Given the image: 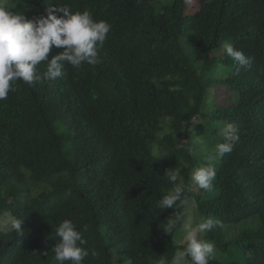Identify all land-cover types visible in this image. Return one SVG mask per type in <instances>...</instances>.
<instances>
[{
    "label": "trees",
    "instance_id": "trees-1",
    "mask_svg": "<svg viewBox=\"0 0 264 264\" xmlns=\"http://www.w3.org/2000/svg\"><path fill=\"white\" fill-rule=\"evenodd\" d=\"M8 4L29 20L53 6L88 10L111 30L97 65L65 63L57 80L17 81L0 101V217L23 220L22 232L0 229V264H59L52 249L65 219L87 241L83 264H190L176 259L184 220L209 217L220 222L199 234L215 244L210 264H264V0H200L194 13L188 0ZM226 42L251 63L234 62ZM226 123L239 141L210 159ZM197 136L203 145L190 154ZM209 164L211 191L191 179ZM169 168L187 203L164 210Z\"/></svg>",
    "mask_w": 264,
    "mask_h": 264
},
{
    "label": "clouds",
    "instance_id": "clouds-1",
    "mask_svg": "<svg viewBox=\"0 0 264 264\" xmlns=\"http://www.w3.org/2000/svg\"><path fill=\"white\" fill-rule=\"evenodd\" d=\"M210 0H205V3ZM61 13L62 15H56ZM111 25L106 20H94L88 10L73 13L67 6H53L47 15L29 20L21 14H14L8 0H0V101L8 98L10 92L16 91L17 81L28 85L36 82L55 81L63 75L65 63L74 69H81L85 64L95 66L99 63V48L107 39ZM53 47L62 49L50 60L49 53ZM224 51L240 66L251 63L242 50L231 43L223 45ZM46 62V70L41 74L38 65ZM223 142H218L210 159L222 158L233 151L239 141V130L233 123H226L221 129ZM199 136L192 140L188 152L192 154L197 146H202ZM166 169V176L173 185L172 190L158 202L161 209H173L179 201L183 206L187 203L183 198L185 191L183 182L177 183L179 170ZM194 184L199 188L211 191L216 179V169L211 164L194 170L191 176ZM179 215L176 220H179ZM176 220L169 222L164 232L171 234L176 227ZM23 220L14 219L12 227L22 232ZM220 222L211 217L199 222L188 231L185 239L187 245L183 251L176 254L177 261L190 258V264H210L215 253V244L199 238V234L210 232L219 227ZM55 236L59 242L52 249L59 264H83L89 256L87 241L82 232L77 229L73 221L63 220L55 229ZM46 254V253H45ZM99 253L91 250L92 257ZM163 264V262H162Z\"/></svg>",
    "mask_w": 264,
    "mask_h": 264
},
{
    "label": "rangeland",
    "instance_id": "rangeland-1",
    "mask_svg": "<svg viewBox=\"0 0 264 264\" xmlns=\"http://www.w3.org/2000/svg\"><path fill=\"white\" fill-rule=\"evenodd\" d=\"M162 1H163V3H166L168 1L170 2V0H162ZM188 2L190 3V10L188 11L189 13H194V12H197L200 10V5H201L200 0H188ZM181 140H182V142L184 141L183 139H181ZM189 220H190V218L184 220L185 222H184L183 226H184V230H186L187 232L184 233V235L179 236V238H178L179 241L185 242L186 241L185 237H186L188 231H190L192 228L195 227V226L189 227V222H190ZM12 222H13V220H12V217L10 214H5V215L1 216L0 217V229L11 228Z\"/></svg>",
    "mask_w": 264,
    "mask_h": 264
}]
</instances>
